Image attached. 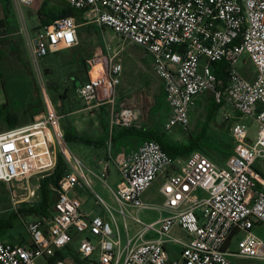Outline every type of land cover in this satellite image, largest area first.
Here are the masks:
<instances>
[{"label":"built area","instance_id":"built-area-1","mask_svg":"<svg viewBox=\"0 0 264 264\" xmlns=\"http://www.w3.org/2000/svg\"><path fill=\"white\" fill-rule=\"evenodd\" d=\"M12 1L36 74L42 75L44 57L80 44L75 17H60L32 29L24 5L34 0ZM67 2L84 10L87 22L112 29L152 56L170 112L166 131H188L190 109L207 93L219 105L220 119L230 124L233 151L225 165L201 150L173 158L156 140L114 154V129L142 125L137 108L124 102L115 107L122 63L100 62L101 72L93 75L91 68L87 80L76 87L90 110L102 104L112 107L109 155L100 173L70 151L61 124L64 115L47 96L32 121L0 131V183L13 193L16 184L22 183L27 192L23 202H35L40 184L33 187L31 179L51 174L59 154L67 167L51 213L25 220L30 240L11 242L0 236V264H237L234 257L264 261V240L253 232L257 224L264 223V0ZM243 57L254 65L252 76L238 67ZM214 62H222L224 76L213 72ZM245 118L258 123L256 138L251 137ZM111 163L120 173L115 188L108 183ZM91 174L109 187L114 201V205L103 201L102 214L87 213L82 201L70 195L76 186L94 190ZM160 176H164L159 188L163 202H146L144 194ZM144 209L158 210L160 218L146 224L139 216ZM114 211L124 219L125 243ZM130 223L138 225L133 235ZM175 228L185 231L186 238L174 234ZM150 230L156 238L146 237ZM74 231L88 233L74 248L75 256L51 262L73 244ZM240 232L245 235L238 240V249L232 250V239ZM168 243L181 246L180 257L170 256ZM95 253L98 258H93Z\"/></svg>","mask_w":264,"mask_h":264},{"label":"rangeland","instance_id":"rangeland-1","mask_svg":"<svg viewBox=\"0 0 264 264\" xmlns=\"http://www.w3.org/2000/svg\"><path fill=\"white\" fill-rule=\"evenodd\" d=\"M43 1L34 0V3L30 6L24 5L27 23L32 29L39 26L38 23L40 22L37 10ZM89 25L93 26L88 29L90 31L87 30L85 25H79L78 29L81 35H79L80 44L78 46L61 52L51 53L40 61L42 75L36 74V71L33 69L34 67L30 63L28 53L22 52L21 59L19 55H16L15 61L9 55L6 56L4 63H0V100L4 99L5 103L8 101V108L11 111L19 113L20 119L22 118L23 121L30 122L40 112L39 110L43 109L44 100L47 96L51 98L56 109L64 115L61 120L62 126L70 123L75 127H80L83 130V135L97 138L100 132L93 126H96L95 123H98L102 132V122L106 121L109 124L112 107L108 104H102L100 107L90 110L88 104L78 96L76 87L81 82L87 80L88 72L93 68V65L113 60L122 63L124 67L122 82L116 88L115 107L124 102L128 106L139 108L142 111V124L144 126L150 125L149 110L155 103L162 86L161 79L152 68V56L142 47L132 44L108 27L100 26L96 23H89ZM83 59L86 60V65L82 62ZM245 60V57L241 58L238 67L242 73L249 77L255 68L252 62L248 60L244 62ZM197 99L198 102L191 114V128L188 131L175 128L168 133L170 137H175L174 139L176 140L186 142L192 134L197 133L198 129H195V125L198 121L200 130L205 126L207 117L205 105L212 99L207 93ZM34 111L38 112L35 113ZM92 112H94V115H92ZM218 114L219 111L217 113L219 124L214 123L212 127H217L218 131L215 130V132L211 128L208 129L211 136L207 133V138L202 140L203 150L201 151L217 164L225 165L226 157L230 150L226 144L232 143L229 134L230 124L226 123L221 126L222 123L219 121L221 119L218 117ZM245 121L250 126L251 137L256 138L258 123L252 118H245ZM160 122L163 130L164 120L162 119ZM219 134H222L221 138L214 137ZM68 147L80 160L86 161L87 165L95 173L102 171L103 162L101 163V161L105 159L106 148L73 140L68 142ZM114 165H110L111 176L110 178L108 176V183L111 186L114 185L115 178L120 177V173L116 171ZM91 177L94 190H89V193L84 192L87 196L86 208L93 209V215L102 214L104 211L103 201L113 205L114 201L111 199L109 187L96 175L91 174ZM34 182H36L35 177L31 179V185ZM161 184V179L154 181L144 194L146 202L161 204V194L158 191ZM18 187L23 189V184H16V188ZM10 192L11 190H8L3 183H0V219L8 220L11 215L13 216L14 213H17V218L14 219L12 226L1 232V236L11 242L29 241L30 235L27 231L25 220H31L34 216L25 214H20L21 216H19L20 210L17 209V204L14 206ZM22 192L26 193V190ZM163 215L165 214L163 213ZM114 216L122 235V242L125 243L127 233L124 219L117 211H114ZM139 216L148 224L158 220L160 212L155 209H144L140 210ZM111 220L117 231L113 217H111ZM137 229L138 225L130 223L129 230L131 235ZM253 232L264 240V223L257 224ZM86 235L88 233L74 231L73 236L75 240L72 247L76 248L80 239ZM244 235L245 232H240L233 237L231 242L232 250L238 249V240ZM146 237L156 238L157 234L153 230H150ZM75 250L67 254V256L73 258ZM93 258H98V254L95 253ZM234 262L237 264H264L263 260L254 258L234 257Z\"/></svg>","mask_w":264,"mask_h":264},{"label":"trees","instance_id":"trees-1","mask_svg":"<svg viewBox=\"0 0 264 264\" xmlns=\"http://www.w3.org/2000/svg\"><path fill=\"white\" fill-rule=\"evenodd\" d=\"M64 16L75 17L79 25H82L86 21L85 11L70 6L66 0H44L38 9V19L41 26H48L52 24L57 18ZM86 28L88 30L91 28V26H88ZM82 62L85 65L87 63L85 59H83ZM212 70L215 74H217V76H224V72L222 70V62H214ZM165 106L168 107V103L166 101V93L162 82L160 92L156 97V101L149 110V119L151 120V124L149 127H116L114 129L112 138L113 146L114 148H116V152H118L122 148H125L127 150L135 149L140 144L148 140H156L157 142H159L162 148L173 158H186L196 150H203L202 140L207 138L209 125L216 121L215 115L216 111H218L219 105H217L214 100L208 102V105L206 106L207 117L205 120V126L200 130L198 122L195 128L196 130L198 129L197 133L192 134L186 142H181L174 139L173 137H170L168 134L169 132L164 129L165 121L163 122L162 130L160 126L161 118L159 117V114L162 112ZM34 112L36 113L38 111ZM0 119L7 123V128H12L17 125L27 123L26 121H23L22 118L20 119L19 113L11 111L8 108V101L0 108ZM63 127L65 132V139L67 142L73 140L96 146L102 143L101 141L99 142L97 140H92L88 137L80 135L79 133H77L75 127L70 123L65 124ZM226 145L230 148L226 157L228 158L233 151V143ZM66 171L67 167L65 157L62 154H59L55 170L51 174L41 179L39 188L40 200L38 202L36 201L30 204L25 203L28 206L22 208L20 212H25L27 215L36 216L49 215L56 201V188L60 179L63 177ZM15 218H17V213H14L13 216L11 215L8 220L0 219V235L1 232L12 226ZM73 251L74 248L71 245L64 251L58 252L57 255L51 260V262L54 263L57 260L63 259L67 254L72 253Z\"/></svg>","mask_w":264,"mask_h":264},{"label":"crops","instance_id":"crops-1","mask_svg":"<svg viewBox=\"0 0 264 264\" xmlns=\"http://www.w3.org/2000/svg\"><path fill=\"white\" fill-rule=\"evenodd\" d=\"M60 1H63V0H60ZM39 7L40 6H38V9H39ZM37 16H38V10H37ZM85 20H86V18H85ZM38 25H40V23H38ZM82 25H85V27H88V26L93 27L92 25H89V22H87V21H85ZM19 27H20L19 19H18L16 13H15V8H14L13 1L12 0H0V63H2V64L5 61V57L8 56V55L15 61L16 60V58H15L16 55H19V58L21 59V53L22 52H26L27 53V50H26V47H25V43H24L23 37L19 33ZM78 32H79V29H78ZM79 35H81V32H79ZM152 68H153V66H152ZM250 76H252V75H250ZM161 82H162V80H161ZM3 102H4V99H1L0 100V108H1V104L2 105L5 104V102L4 103ZM197 102H198V99H197L195 105L192 106V108L190 109V119L192 118L191 117L192 116L191 114H192L193 109L196 106ZM207 105H208V103H207ZM207 105H205V106H207ZM137 110L139 111V120L141 122L142 121V111L139 108H137ZM218 111H219V108H218ZM218 111H216V115H215L216 121L214 122V123H217V125L219 124L218 123V120H217V113H218ZM169 115H170V112L168 111V107L165 106V108L159 114V117L161 118V120L163 119L164 121H166L168 119ZM148 116H149V114H148ZM218 117H219V114H218ZM219 121H221V123H222L221 126L224 125V124H226L222 120H219ZM214 123H211L209 125L208 129L211 128V129H213V131L217 130L218 129L217 127L212 128ZM95 125L96 126H93V127L96 128V129H98V132H100V134L98 135L97 138H91V137H88V138H90L92 140H97L99 142L101 141L102 143L101 144H98L97 147H100L101 146V147L106 148L107 153L105 155V159L101 161V163L103 162V165H104V162L107 160L108 155H109V153H108L109 152V149L107 148V140H108V134H109V126L108 125L109 124L106 121H103L102 122V125H103V131L102 132L100 130V125H98V123H95ZM141 125L144 128H147V127L150 126V125L144 126L142 124V122H141ZM7 126H8L7 123L5 121H3V120L0 119V128H2V129H0V131L5 130V129H8ZM72 126H74V125H72ZM195 127H196V125H195ZM228 128H229V126H228ZM75 129H76L77 133H79L80 135H82L84 137H87V136H85V135L82 134L83 133L82 132L83 130L80 127H75ZM207 133L210 135V131L209 130L207 131ZM229 134H230V131H229ZM214 137L221 138L222 137V134L221 135L220 134L219 135H215ZM173 138H175V137H173ZM230 138H231V135H230ZM113 149H114L113 150V153L116 154L117 153L116 152V148L113 147ZM84 163L87 164L86 161H84ZM112 164L113 163H111V165ZM114 167H115L116 171L119 172L118 168L115 165H114ZM108 176H109V178L111 176V166L109 168V174H108ZM158 179H161L163 181L164 176H160ZM119 180H120V177L119 178L116 177L115 180H114V185H112V186L113 187L114 186L116 187L117 184L119 183ZM40 182H41V179L38 180L36 178V182L33 183V187L38 186V184H40ZM22 191H24V190L21 187H18V188L15 189L14 193L13 192H10V194H11L10 196H11V199L13 201V204H14V206L17 204V206H18L17 209H19V210H21L22 208L28 206V205L25 204V203H28V202H23L24 199H25V198H23V195L25 196V194L27 192L26 193H23ZM158 191H159V189H158ZM84 192L85 193H89L88 190H86L84 187H82V186H76V187H74L70 191V195L73 196V197H78L82 201V207H83V209L87 213L93 215L94 210L93 209L90 210L89 208H86V202H87L86 201V198H87V196H86V194H84ZM110 196H111V199H112L111 192H110ZM34 199H35V202L36 201L38 202L40 200L39 189L37 190V195H36V197ZM161 199H162L161 200V203H162L163 200H164V198H163L162 195H161ZM32 202H30V203H32ZM20 214L27 215L25 212L24 213L23 212H19V216H21ZM33 216H36V215H33ZM174 234H176L179 237L186 238L185 231H183L180 228H175L174 229ZM1 238L4 239L2 236H1ZM4 240H6V239H4ZM167 248H168V250L170 252V256L172 258L180 257V254H181V246L180 245L175 244V243H168L167 244Z\"/></svg>","mask_w":264,"mask_h":264},{"label":"bare ground","instance_id":"bare-ground-1","mask_svg":"<svg viewBox=\"0 0 264 264\" xmlns=\"http://www.w3.org/2000/svg\"><path fill=\"white\" fill-rule=\"evenodd\" d=\"M101 70H102L101 63H100V62H99V63H96V64L93 66L92 70H91V74H93V75H97L99 72H101Z\"/></svg>","mask_w":264,"mask_h":264}]
</instances>
